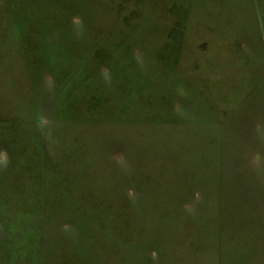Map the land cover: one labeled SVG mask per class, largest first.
Masks as SVG:
<instances>
[{
  "label": "rangeland",
  "instance_id": "obj_1",
  "mask_svg": "<svg viewBox=\"0 0 264 264\" xmlns=\"http://www.w3.org/2000/svg\"><path fill=\"white\" fill-rule=\"evenodd\" d=\"M0 264H264V0H0Z\"/></svg>",
  "mask_w": 264,
  "mask_h": 264
}]
</instances>
